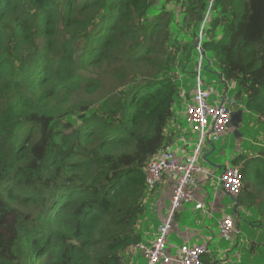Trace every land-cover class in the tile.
<instances>
[{
	"label": "trees",
	"instance_id": "1",
	"mask_svg": "<svg viewBox=\"0 0 264 264\" xmlns=\"http://www.w3.org/2000/svg\"><path fill=\"white\" fill-rule=\"evenodd\" d=\"M210 2L0 0V264H130ZM203 48L264 126V0H213ZM230 162L264 225V142Z\"/></svg>",
	"mask_w": 264,
	"mask_h": 264
},
{
	"label": "built area",
	"instance_id": "2",
	"mask_svg": "<svg viewBox=\"0 0 264 264\" xmlns=\"http://www.w3.org/2000/svg\"><path fill=\"white\" fill-rule=\"evenodd\" d=\"M212 1L209 4L202 25L200 27L197 50L199 55L196 69L195 86L188 91L182 85L179 89V101L184 106L187 122L198 135V142L192 151L188 150L189 142L179 144L183 137L168 145L157 153L146 167L145 184L148 190L157 189L169 175L173 180V192L170 206L167 211L166 221L159 224L156 235L151 242L139 241L131 246L129 254L137 256L139 252L146 259V264H204L203 257L209 253L206 243H183L178 247L175 255L168 253V235L173 227L175 215L185 204L196 201V190L200 175L210 178L213 174L199 163L203 154V148L214 145L223 134L231 128L232 109L224 104H212L210 102L211 91L204 87L202 67L205 58L203 37L206 23L210 17ZM222 101V100H221ZM220 173L219 185L221 191L237 198L242 192L243 176L240 169L231 162H226ZM204 204L196 203V208H203ZM222 237L231 240L240 233L236 219L225 214L220 220Z\"/></svg>",
	"mask_w": 264,
	"mask_h": 264
},
{
	"label": "rangeland",
	"instance_id": "3",
	"mask_svg": "<svg viewBox=\"0 0 264 264\" xmlns=\"http://www.w3.org/2000/svg\"><path fill=\"white\" fill-rule=\"evenodd\" d=\"M199 55V53L193 55V60L188 63L187 71L182 78L183 81L191 86H195L196 75L194 78V73ZM208 56L213 59L211 54ZM202 78L204 87L209 88L212 93L210 98L212 104L216 105L221 103L224 96H226L229 101L234 98L237 89L232 86V83L227 85L222 81L221 69L217 64L210 65L209 70H203ZM229 101H227V105H229L233 111L244 108L242 100L232 105L229 104ZM180 110L182 111L178 112ZM174 116L175 118L173 122L179 121L180 130L182 131L181 137L184 138V140L179 141V144H184L188 141L190 143L189 146H187L188 150L192 151L198 142V135L192 130L190 124L187 122L183 105L179 104L177 110H174ZM257 118L258 117L255 114L244 110L243 122L239 127V131L242 133L240 143L242 149L244 148L248 153L258 152L264 142L263 122L260 121L259 123ZM235 143L236 136L234 135V132L228 130L218 141H215V150L212 151V147L208 144L203 148V154L199 163L207 166L211 171L213 170L212 172L214 174L213 177L206 178L208 180L205 182V187L210 194V197L215 195L218 188L220 189L218 176L224 169L223 167L216 168L215 166L218 164H223L224 166L226 160H232L231 156ZM239 153L240 152H238V154ZM255 191L259 192L258 188ZM260 194L264 196V191L260 192ZM256 195H259V193ZM219 199H221L219 203L223 206V211L213 214L212 216H205L203 210L194 211V203L185 204L182 209H179L178 213L180 216L187 217L185 221H188L189 219L196 220L194 222L195 227H199L197 220H202V228L200 230L206 235H209V239L215 234L213 240H210L209 243L207 242L209 252H211L210 258L212 261H210V264H264V225L257 221L261 215L257 207L258 205L256 206L254 203L255 199H253V204H251L252 200H250L244 205L240 204V207H238L237 202H235L231 196H226L221 193V198ZM237 208L238 210L240 209L239 213L235 211ZM223 213L232 215L236 221H238L237 224L241 230L240 234L236 237L234 236L231 240H226L224 237L219 236V225H215V223H218V220ZM164 214H166V212H164ZM237 218H239V220ZM261 221H264V217H261ZM195 241L190 244L197 243ZM204 241L203 238V242ZM181 243L182 242L177 238L176 232L170 234L169 244L180 245ZM248 243L251 244V247L252 244L255 243L254 251L251 250L250 252V248L247 247ZM177 250L178 249L174 248L173 252H177ZM237 253H240V256H237ZM141 256L142 254L139 252L137 256L132 258L133 261L131 259L130 264L139 263L138 258H141ZM141 264H146V261H142Z\"/></svg>",
	"mask_w": 264,
	"mask_h": 264
},
{
	"label": "crops",
	"instance_id": "4",
	"mask_svg": "<svg viewBox=\"0 0 264 264\" xmlns=\"http://www.w3.org/2000/svg\"><path fill=\"white\" fill-rule=\"evenodd\" d=\"M178 106H179V104H178ZM178 106L175 105V110H177ZM181 111L182 110H180L178 112H181ZM171 126H172V129L177 133L176 139L178 137H181L182 131L180 130L179 121L173 122ZM229 130L232 131L233 130L232 127ZM241 137H236L235 147L233 149L232 156H231L232 159L238 155V152L241 153L243 151H246L244 148L242 149V147H241V143H240ZM211 147H212V151L216 149V145H211ZM209 150H211V149H209ZM205 158H206V156H205ZM227 161L228 160H226L225 163ZM228 162H230V161H228ZM205 167L208 169V171H210L211 174H213V172H212L213 170L211 171L207 166H205ZM215 167L221 168V167H223V164H221V165L218 164ZM211 177H213V176H211ZM206 178L207 177H204L202 175H200V177L198 178L199 184H198V187L196 190V201L193 202L195 204L194 205V211L203 210L205 212L204 213L205 216H207V215L212 216L213 214H216V213L223 211V206L220 205V203H219L221 201V199H219V198H221V193L222 194H225V193L223 191H221V189L218 188V191L215 193V195L213 197H210V194L208 193V191L205 187V182L208 180ZM172 192H173V180L169 175H166L164 177L163 183L157 188V190L153 194L146 197V199H145L146 200V212H145L144 216H142L140 219L139 228H140V232L144 236L143 239L146 240L147 242H151V240L154 239L159 224L166 221L167 211H168V207H169V203H170V197L172 196ZM225 195L229 196L227 194H225ZM233 200L235 202H237L236 198H233ZM197 202L203 203L204 207L203 208H196ZM242 205H244V204H242ZM238 207H240V206H238ZM239 210L237 209L236 212L239 213ZM164 212H166V214H164ZM178 213H179V210H178ZM178 213L176 215L177 218L175 217L173 227H172V229L168 235V239H167L168 240V253L175 255L177 252H173L174 248L178 249V247L183 243H193V241L196 240L195 242H197V243L201 242V243L207 244V242L209 243L210 240H213V237L215 236V234H213L212 237L209 239L210 236L206 235L204 232H202L200 230L202 228V220H197V222L199 223V227H195L194 222L196 220L189 219L188 221H185L187 219V217L180 216ZM224 214L225 213H223L222 216L220 217L221 219H222ZM220 218L218 220V223H215V225H219V232H221V229H220V220L221 219ZM173 232L177 233L178 240H180L182 242L180 245L169 244L170 234ZM240 232H241V230H240ZM219 236H221V233L219 234ZM203 238L205 240L204 242H203ZM247 247L251 249V244L248 243ZM210 254H211V252H209L205 256V258H208V259L206 260V262L204 261V264H210V261H212L210 258ZM236 255L240 256V253H237ZM138 260H139V263H137V264H141V262L146 260V259L143 256H141V258H138ZM132 261H133V259H132Z\"/></svg>",
	"mask_w": 264,
	"mask_h": 264
},
{
	"label": "water",
	"instance_id": "5",
	"mask_svg": "<svg viewBox=\"0 0 264 264\" xmlns=\"http://www.w3.org/2000/svg\"><path fill=\"white\" fill-rule=\"evenodd\" d=\"M225 101H226V96L222 98L221 103L224 104ZM234 103H236V99L235 98L230 99L229 104L231 105ZM243 115H244V109H237L235 111H232L231 113V127L236 137L242 136V133H240L239 131V127L243 122Z\"/></svg>",
	"mask_w": 264,
	"mask_h": 264
},
{
	"label": "clouds",
	"instance_id": "6",
	"mask_svg": "<svg viewBox=\"0 0 264 264\" xmlns=\"http://www.w3.org/2000/svg\"><path fill=\"white\" fill-rule=\"evenodd\" d=\"M177 213H178V211H177ZM177 213H176V215H177ZM176 215H175V217H176ZM224 215H225V214H224ZM224 215H223V216H224ZM237 226H238V224H237ZM238 229H239V227H238ZM239 231H240V229H239ZM220 233H221V232H220ZM239 234H240V233H239ZM239 234H238V235H239ZM221 236H222V234H221ZM236 236H237V235H236Z\"/></svg>",
	"mask_w": 264,
	"mask_h": 264
},
{
	"label": "flooded vegetation",
	"instance_id": "7",
	"mask_svg": "<svg viewBox=\"0 0 264 264\" xmlns=\"http://www.w3.org/2000/svg\"><path fill=\"white\" fill-rule=\"evenodd\" d=\"M232 105V104H231Z\"/></svg>",
	"mask_w": 264,
	"mask_h": 264
}]
</instances>
